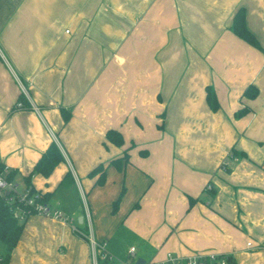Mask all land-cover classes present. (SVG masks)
<instances>
[{
	"label": "crops",
	"instance_id": "1",
	"mask_svg": "<svg viewBox=\"0 0 264 264\" xmlns=\"http://www.w3.org/2000/svg\"><path fill=\"white\" fill-rule=\"evenodd\" d=\"M239 8L262 51L230 30ZM51 142L63 161L30 185L67 221L28 216L7 264H93L84 231L105 264H264V0H0V162L18 191Z\"/></svg>",
	"mask_w": 264,
	"mask_h": 264
},
{
	"label": "trees",
	"instance_id": "2",
	"mask_svg": "<svg viewBox=\"0 0 264 264\" xmlns=\"http://www.w3.org/2000/svg\"><path fill=\"white\" fill-rule=\"evenodd\" d=\"M230 30L236 37H238L242 41L262 51V48L258 40L246 27L245 10L243 8H239L235 12L232 18ZM243 96L248 98L256 97L257 96L256 88L252 86L247 87L243 92ZM206 101L211 110H216L218 108V103L216 101L215 95L212 92V90H210V88H206ZM15 106H17V108L29 107V103L27 102L23 94L19 95ZM60 112L63 118V122L66 123L70 118V113L63 109L60 110ZM244 113H245V109H242L236 112L235 116L240 117ZM106 139L108 142L112 143L115 146H121L123 144L122 135L115 130H108L106 132ZM231 154L234 157L236 156V153L234 151H232ZM126 157L127 154L124 153L123 158L125 159ZM62 161H63V157L57 145L54 142H51L47 146L45 151L41 154L39 159L36 161L31 172L23 178L25 183V188L29 190V193L35 191L30 185V177L32 175L40 174L43 177H48L49 174L54 169V167ZM14 175L15 172L9 170V172L6 175V179L8 181H13ZM94 175H97L96 183H101L104 177V167L102 165H98L94 169H92L88 174V176L90 177H93ZM68 176L69 174L67 173L64 179H66ZM50 195L51 193L42 194L41 199L39 201L42 203L47 202ZM13 197L14 194L11 191L8 193H4L3 195H0V243H2L5 247V254L2 255V260L0 261V264H7L10 253L16 246V243L20 237L24 222L26 218L29 216V214L32 213V210L29 206H23L21 204L19 205V207L21 208V210H23L26 213L25 214L26 216H24L25 218L23 220H18L14 218L12 207L16 206L17 203L8 202V200ZM194 202L195 200L191 198L189 199V205H192ZM116 203L117 202H114V206ZM84 234H86L85 231ZM217 258H224L225 264H235L234 260L230 256L218 255ZM106 262L107 261L98 259V264H105ZM212 264H216V263H212Z\"/></svg>",
	"mask_w": 264,
	"mask_h": 264
},
{
	"label": "built area",
	"instance_id": "3",
	"mask_svg": "<svg viewBox=\"0 0 264 264\" xmlns=\"http://www.w3.org/2000/svg\"><path fill=\"white\" fill-rule=\"evenodd\" d=\"M231 159H235L234 157H231ZM230 164V160H226L222 163V168L228 167ZM9 172V169L3 165L0 162V195H3L4 193L13 192L14 197L10 198L8 202L11 203H17L16 206L12 207V212L14 218L18 220H23L26 216L25 212L21 210L19 205L23 206H29L32 210V213L30 215H41L45 217L55 218L67 221L59 211L56 210H50L47 203H42L39 200L41 199V193L38 191H34L32 193H29V190L27 188L23 189L22 191L17 190V186L13 183V181H8L6 179V175ZM211 186L208 185L207 189H210ZM73 232L81 234L76 228H72ZM85 237H87L88 242L90 244L91 253H92V263L98 264V259L103 261H111L113 260L112 255L106 250L104 243H97L93 240L91 234L88 232L85 234ZM249 245V243H248ZM134 253V248H130L129 254ZM2 260V256L0 255V261ZM165 264H180V260L173 256L171 253L166 254ZM225 264L224 258H217L216 255H194L187 260L183 262V264Z\"/></svg>",
	"mask_w": 264,
	"mask_h": 264
},
{
	"label": "water",
	"instance_id": "4",
	"mask_svg": "<svg viewBox=\"0 0 264 264\" xmlns=\"http://www.w3.org/2000/svg\"><path fill=\"white\" fill-rule=\"evenodd\" d=\"M145 262H144V260H142V259H138V260H136V262H135V264H144Z\"/></svg>",
	"mask_w": 264,
	"mask_h": 264
},
{
	"label": "rangeland",
	"instance_id": "5",
	"mask_svg": "<svg viewBox=\"0 0 264 264\" xmlns=\"http://www.w3.org/2000/svg\"><path fill=\"white\" fill-rule=\"evenodd\" d=\"M87 234V233H86Z\"/></svg>",
	"mask_w": 264,
	"mask_h": 264
}]
</instances>
